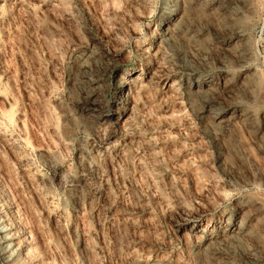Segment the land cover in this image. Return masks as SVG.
<instances>
[{"label":"rangeland","instance_id":"rangeland-1","mask_svg":"<svg viewBox=\"0 0 264 264\" xmlns=\"http://www.w3.org/2000/svg\"><path fill=\"white\" fill-rule=\"evenodd\" d=\"M0 264H264V0H0Z\"/></svg>","mask_w":264,"mask_h":264},{"label":"bare ground","instance_id":"bare-ground-1","mask_svg":"<svg viewBox=\"0 0 264 264\" xmlns=\"http://www.w3.org/2000/svg\"><path fill=\"white\" fill-rule=\"evenodd\" d=\"M184 8H185V7H184ZM189 10H190V9H189ZM184 12H185V11H184ZM184 12H183V13H184ZM183 13H182V14H183ZM186 19H187V18H186Z\"/></svg>","mask_w":264,"mask_h":264}]
</instances>
